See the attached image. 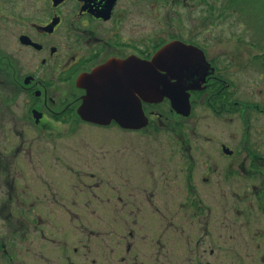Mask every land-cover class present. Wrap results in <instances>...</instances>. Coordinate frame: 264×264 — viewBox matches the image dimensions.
<instances>
[{
    "label": "flooded vegetation",
    "instance_id": "obj_1",
    "mask_svg": "<svg viewBox=\"0 0 264 264\" xmlns=\"http://www.w3.org/2000/svg\"><path fill=\"white\" fill-rule=\"evenodd\" d=\"M187 2L172 4L188 7ZM167 25L160 24L154 47L137 46V0H0V264H237L245 259L264 264V103L243 106L236 87L222 79L205 48L174 37L184 34L173 32L169 19ZM175 42L194 48L205 62L201 66L202 59L192 53L190 64L185 62L189 53L172 50L154 66L169 76L164 80L171 85L169 93L175 92L179 101L188 97V109L185 103L175 106L169 95L145 99L136 86L131 91L119 82L121 76L137 81V60L153 62ZM257 53L264 59L263 51ZM241 59V51L232 55L236 66ZM106 82L124 105L127 97L136 102L138 97L145 125L137 127V120L122 125L113 118L136 117L135 102L127 107L114 103L111 118L101 122L81 115L85 99L91 100V86L99 92L96 84ZM107 95L106 108L111 105ZM20 100L25 111L17 116L13 103ZM97 104L102 105L100 93ZM243 110L251 117L262 112V127L253 128L261 136L262 149L257 150L262 153L247 143L238 154L226 140L220 141L226 163L221 151L217 157L208 151L199 162L191 157L184 125L205 116L233 122ZM93 129L137 133V146L124 154L103 151L95 159L94 147L81 141L76 143L86 163L71 158L75 149L59 140ZM161 134L178 138L163 148L158 141H153L156 146L140 141ZM205 138L202 152L205 144L214 146L215 137ZM117 149L123 151L124 145ZM238 170L251 180L248 209L221 204L222 198L237 199ZM110 216L159 228L145 235L153 248L150 258L141 260L137 253L129 259L135 231L120 233Z\"/></svg>",
    "mask_w": 264,
    "mask_h": 264
},
{
    "label": "rangeland",
    "instance_id": "obj_2",
    "mask_svg": "<svg viewBox=\"0 0 264 264\" xmlns=\"http://www.w3.org/2000/svg\"><path fill=\"white\" fill-rule=\"evenodd\" d=\"M189 1L191 4H195L194 8L189 4ZM174 2L175 0H137V46L150 45L154 47L155 43L160 40L156 36V33L161 29L160 24L168 27L167 21L169 19L173 25L172 31L184 34L182 36L174 35V37L188 40L205 48L209 58L220 69L222 79L224 78L226 82L232 83L236 87L237 94H235V97L243 106L245 104H258L259 106L263 104L264 59L257 52H264V0H188L186 4V6L189 5L188 7L172 4ZM152 4L156 5L157 8H152ZM157 13H160V15L155 17ZM195 26L196 28L193 30ZM238 51L243 53L244 59H241L240 63H237L238 66H236L232 61V55ZM253 54L254 59L246 64V60ZM13 106L15 112L17 111V116H21L22 110L25 111L22 100L20 102L15 101ZM255 112L251 117L247 110H243L234 116L233 122L228 123L223 122L225 117L205 116L200 121H198L199 118L194 117L189 125H184L187 127H183L184 131L187 130L189 133L188 142L190 152H192L191 157L199 162L201 155L206 156V153H209L208 151L215 152L216 157V151L219 152V156L221 151L220 157L224 159L222 163H226L228 161L225 160H228V158L220 148V141L226 140L237 150L238 154L244 152V146L247 143L252 147V151L258 148L262 149L261 136L253 128L262 127L263 115L260 111ZM249 128L252 129L251 134L248 133ZM193 130L199 133L194 135ZM235 130L236 132H234ZM90 131L94 133H90ZM90 131H80L76 136L59 140L61 144L66 143L67 149L74 148V153H70V157L83 164L86 161L82 159L81 145L76 142L82 141L84 144H91L94 147L95 159L96 156L101 158L103 151L110 150L118 154L120 152L124 154L126 148L133 145L137 146V133H116V131L102 129ZM232 132L235 133V138L237 135V138L230 140L229 137ZM157 136L159 135L153 137ZM205 137H215L214 146L205 144L206 151L202 152L201 148H204L202 147L204 140L207 142ZM177 138L178 135L176 134H161L159 138L150 140L142 136L140 141L143 144H154V146L157 145L159 148H163L161 144L166 145L169 141L175 142ZM14 140L18 141L19 139L15 136ZM153 141L158 142L155 145ZM111 142H114V144H110ZM45 143L46 141L43 145ZM123 145V151L117 149H121ZM208 147L210 150H208ZM60 148L59 153L63 154L62 146ZM257 151L262 153L260 150ZM26 152L31 154V149H26ZM43 159L44 163H47L50 156L45 154ZM87 169L90 168L87 167ZM221 175H224V172ZM246 176V172L238 170L235 174L237 199L222 198V206H236L238 209H248L250 207L248 205L253 201V198L251 196L247 197L246 190L251 180H247ZM178 201L180 202V199ZM97 218H94V223ZM132 220L128 216H110V221H113L114 225L119 227L120 233H126L128 230L135 231V249L133 257L129 259L134 260L137 253H140L141 260L146 261V257H151L150 253L153 252V248L150 247L148 237L145 235L150 230H152V233L157 232L159 228L148 225L146 221H142L138 227L133 226L131 224ZM244 249H248V247ZM48 255L50 257L55 256L54 254ZM145 264L155 263L147 262ZM237 264L251 263L245 259L243 263L240 261Z\"/></svg>",
    "mask_w": 264,
    "mask_h": 264
},
{
    "label": "water",
    "instance_id": "obj_3",
    "mask_svg": "<svg viewBox=\"0 0 264 264\" xmlns=\"http://www.w3.org/2000/svg\"><path fill=\"white\" fill-rule=\"evenodd\" d=\"M172 47H177V48H172ZM172 50H178L181 53H185V52L189 53L190 54L188 55L189 59H185V62H188L190 64H191V58L193 57V54H195L197 57H200L202 59V63L200 64L201 66H204V63H205L204 58L201 56V54H199L198 51H196L194 48L190 46L187 47L183 45L182 43L175 42V43L168 45L166 48H164L157 55V57L154 59L153 62L145 63L140 60H137V81L126 79L124 76H121L117 79L119 80V82H125L127 85V88H129L131 91L136 86L137 94H139L145 99L153 100L154 98H161L164 95H169L170 97H172L173 104L175 106L180 108L182 103L183 104L185 103L186 104L185 108L188 109V101H187L188 97L187 98L184 97L179 101L178 98L172 95V94H176L175 92L169 93V91L166 89L170 88L171 85H169L168 83H166V81H164L165 79H168L169 76L161 74L158 70H156V67H154L155 65L159 64V61L161 59L166 58L169 55V52H171ZM163 53H166L167 55L162 56ZM188 63L184 64L182 62V66L185 67L188 65ZM164 70H167V68H164ZM102 72H103L102 70H99L98 72H96V74L94 75L95 80L101 76ZM96 86L99 88V92L97 88L95 87V85H92L91 92H90L91 100H87L88 98H86L82 108L80 109V113L85 119L101 122V120H103L104 118H111L108 112H110L111 106L114 103H116L118 106L127 107L130 103L134 104L135 102L136 107H137L136 117H134V115L132 116L114 115L113 118H115V120H117L122 125L129 123V120H137V127H140L146 124V118L144 117L143 111L141 108V101L138 100V97H137V102L131 99L130 97H127L126 105H124V103L120 102L121 100L116 98V94H115L116 90H113L112 88L114 86H111L110 84H108V82H106L105 84H96ZM107 92L110 95L111 105L106 108L105 106L109 102V97L107 95ZM117 92L120 94L121 93L127 94L122 91H117ZM98 93H100V101L103 106L97 104ZM129 100L131 102H129Z\"/></svg>",
    "mask_w": 264,
    "mask_h": 264
},
{
    "label": "snow or ice",
    "instance_id": "obj_4",
    "mask_svg": "<svg viewBox=\"0 0 264 264\" xmlns=\"http://www.w3.org/2000/svg\"><path fill=\"white\" fill-rule=\"evenodd\" d=\"M165 55H167V54H166V53H163V54H162V56H165Z\"/></svg>",
    "mask_w": 264,
    "mask_h": 264
}]
</instances>
